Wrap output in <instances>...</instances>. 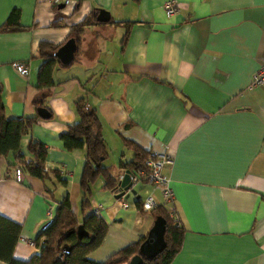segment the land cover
Returning a JSON list of instances; mask_svg holds the SVG:
<instances>
[{
    "label": "crops",
    "instance_id": "1",
    "mask_svg": "<svg viewBox=\"0 0 264 264\" xmlns=\"http://www.w3.org/2000/svg\"><path fill=\"white\" fill-rule=\"evenodd\" d=\"M74 1L60 10L49 0H0V23L17 9L19 24L29 26L0 32V99L7 116L37 115L38 42L62 43L68 27L93 7L105 10L107 21L85 28L113 27L112 33L93 32L84 46L81 38L76 61L53 66L43 101L49 116L31 126L46 149L44 168L60 180L22 170L14 181L13 159L0 155V214L21 225L19 237L32 239L16 241L12 256L25 260L37 252V234L63 195L80 221L83 146L66 150L59 135L76 119L73 102L81 97L98 118L102 163L112 173L120 177L119 161L132 155L123 139L171 156L163 173L184 232L169 264H264V80L251 85L264 62V0H174L168 17L163 0ZM122 21L131 22L124 39ZM14 61L26 66V75ZM27 136L19 141L24 160L31 159ZM100 185L95 179L88 200L89 211L105 223L101 241L86 254L95 261L145 235L154 218L134 202L149 190L146 183L134 184L132 193ZM154 198L168 206L158 192Z\"/></svg>",
    "mask_w": 264,
    "mask_h": 264
},
{
    "label": "trees",
    "instance_id": "2",
    "mask_svg": "<svg viewBox=\"0 0 264 264\" xmlns=\"http://www.w3.org/2000/svg\"><path fill=\"white\" fill-rule=\"evenodd\" d=\"M99 9L98 7L91 8L87 15L68 27L65 39L71 38L75 43L71 61L77 60L82 32L86 25L96 23L95 15ZM18 15L17 9H11L0 23V32L28 29L29 26L19 24ZM120 24L124 26L122 34L124 39L131 22L122 21ZM50 25H55V23ZM60 44L40 41L34 50V54L42 60L36 72L38 92L33 104L35 107L43 106L49 113L50 111L43 101L45 96L49 94L53 66H65L53 56V51ZM73 109L76 119L66 124V129L60 133L59 138L66 150L83 146V162L77 181V187L80 191V221H77L74 213L70 210L67 195H63L54 207L53 217L37 234V238L40 240L37 252L28 259L21 260L14 258L11 254L21 225L0 214V261H3L4 264H123L137 252L138 244L144 237L143 235L137 240L127 243L100 261L91 260L86 256L91 249L99 244L105 231L103 220L88 209L91 186L95 179L99 178L101 180L100 188L114 190L119 174L112 173L109 166L102 163L106 156V147L94 109L89 107L81 97L73 102ZM39 118L37 115L7 116L0 99V155L9 154L14 161L13 168L18 166L21 172L23 170L41 179L50 174L60 180L58 172L54 169L47 170L44 168L45 146L30 134L31 126ZM22 135H28L24 146L25 151L31 156V159L28 160H24V154L21 152L19 141ZM122 143L124 147L131 150L132 155L130 160L126 162L119 161V171L128 169L132 173L133 170L143 166V161L149 151L141 149L128 139H123ZM134 202L136 208L140 210V197H136ZM148 212L153 217L159 215L164 220L162 233L164 246L151 258H142L140 264H169L180 248L184 227L178 218L177 221H174L168 210L161 204L155 205ZM77 225L81 226L80 233H77ZM63 244L69 246L67 252L61 251Z\"/></svg>",
    "mask_w": 264,
    "mask_h": 264
},
{
    "label": "built area",
    "instance_id": "3",
    "mask_svg": "<svg viewBox=\"0 0 264 264\" xmlns=\"http://www.w3.org/2000/svg\"><path fill=\"white\" fill-rule=\"evenodd\" d=\"M75 3L74 0H49V4L57 8V5L61 4L59 8H71ZM163 13L166 17L172 15L175 11L174 0H163L162 2ZM11 66L21 75L27 74V68L21 61L11 62ZM264 80V62L254 71L251 76V85H261ZM171 163V156L166 151H149L147 157L143 161V166L129 172V182L132 187L136 183H146L149 186V190L140 199V208L144 211H148L157 205L153 192H158L160 198L165 204L169 215L174 221H177L176 211L172 205L171 190L168 185V177L163 173V169L166 165ZM12 178L14 181H20L21 171L18 166L12 169ZM45 216H51V207L45 211ZM17 242L31 243L32 239L29 237H17Z\"/></svg>",
    "mask_w": 264,
    "mask_h": 264
},
{
    "label": "water",
    "instance_id": "4",
    "mask_svg": "<svg viewBox=\"0 0 264 264\" xmlns=\"http://www.w3.org/2000/svg\"><path fill=\"white\" fill-rule=\"evenodd\" d=\"M62 5H57L60 8ZM108 14L105 10L99 9L95 15V20L99 22L107 21ZM75 50V43L73 39L67 38L65 39L54 51L53 56L57 58L60 64L67 65L70 63L73 52ZM35 112L40 118H47L49 116V112L43 106H36ZM129 171L128 169H124L119 179L117 180V187L119 189L128 188L129 192H133V187L130 186L129 182ZM121 190L117 192V196L120 195ZM127 196V194H126ZM49 220L46 222V224ZM164 227V220L159 215L154 216L151 225L147 229L143 239L140 241L137 247V252L131 255L126 262L123 264H140L142 258L149 259L158 253L164 246V241L162 237ZM81 226L77 225V233H80ZM69 246L61 245V251L67 252Z\"/></svg>",
    "mask_w": 264,
    "mask_h": 264
},
{
    "label": "rangeland",
    "instance_id": "5",
    "mask_svg": "<svg viewBox=\"0 0 264 264\" xmlns=\"http://www.w3.org/2000/svg\"><path fill=\"white\" fill-rule=\"evenodd\" d=\"M109 29V32H113V27H110V25H100V24H93V25H89L87 26L83 33H82V42H81V46H84V43L88 44L90 42V40L92 39V33L95 31H98L100 33H102L103 31ZM81 48V47H80ZM142 191V188L140 189V192ZM157 192L154 193V195ZM143 197V196H142ZM156 197V196H155ZM80 218V212H77Z\"/></svg>",
    "mask_w": 264,
    "mask_h": 264
}]
</instances>
